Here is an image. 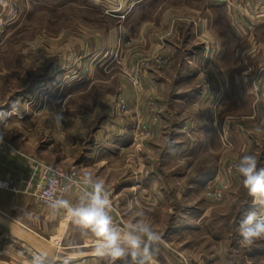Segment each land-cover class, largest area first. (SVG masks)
I'll return each instance as SVG.
<instances>
[{
	"label": "crops",
	"instance_id": "obj_1",
	"mask_svg": "<svg viewBox=\"0 0 264 264\" xmlns=\"http://www.w3.org/2000/svg\"><path fill=\"white\" fill-rule=\"evenodd\" d=\"M52 1L57 0L48 2ZM86 2L81 7L116 20L114 27L109 28L116 49L94 52L92 58L113 60L121 55L125 59L124 69L130 79L119 97L125 101L127 109L101 121L93 147L83 157L84 163L76 168L82 182L66 190L55 204L44 206L37 200L38 167L31 158L52 153V141H44L53 137L52 106L46 101L36 106L32 98L24 95L39 85L42 87L37 81L25 83L22 91L19 86L20 93L12 94L8 103L0 101V111L8 113L7 128L14 125L11 134L6 131L9 139H5H12V144L24 154L0 150V177H11L15 182V190L0 188V264H27L34 260L41 264L63 260L76 264H111L110 257L101 259L93 254L98 244L94 233L77 224L58 203L65 200L74 208L88 207L92 187L85 182V177L89 175L94 182L99 180L104 184V194L110 197V203L117 207L125 221L127 226L122 227L121 234L131 231L143 236L138 230L144 225L150 226L162 238L151 242L157 264H178L177 250L166 241L170 236L164 238L173 231L160 230L158 225L149 223V220L165 217V212L159 214L153 208L167 201L164 172L177 165L150 163L149 156L151 150L156 154L161 151L163 129L169 122L174 124L175 140L168 145L167 156L175 151L181 155L221 156L227 153L228 147L223 144L224 137L232 147L240 149H245L247 141L252 140L251 133L255 139V127L264 124V111L248 93L252 90L251 75L264 65V0ZM213 10L218 13L214 14ZM0 18L4 22L7 17ZM219 18L225 22L227 34L238 43L232 51L222 44L220 48L217 46L220 38L215 34L214 24ZM3 22L1 28L6 26ZM3 32L5 37L6 31ZM118 36L120 46L125 49L123 52L117 48ZM52 48V34L46 31L44 53L29 52L31 57L48 59L51 73ZM150 49L152 51H148ZM157 58L164 62L159 65ZM96 69L89 67L88 73ZM214 74L221 75V83H214ZM0 77L3 80L5 69H0ZM202 77L210 81L206 90L199 80ZM2 86L0 83V90ZM43 87L47 90L48 86ZM171 90L170 99L167 96ZM150 101L158 106L156 119L148 110ZM171 106L173 111L169 109ZM173 115L177 120H172ZM39 118L43 119L42 127ZM25 123H35L34 128H26ZM0 131H5L4 123H0ZM144 131L150 136L142 135ZM261 138L263 144L264 136ZM111 156L123 160L112 162ZM181 171L176 185L191 191L208 180L214 167L190 162ZM106 212L111 219L116 218L110 207ZM203 212H187L180 218L189 219L191 223L192 219H201ZM73 256L77 258L71 259ZM117 264H130V260L117 261Z\"/></svg>",
	"mask_w": 264,
	"mask_h": 264
},
{
	"label": "rangeland",
	"instance_id": "obj_2",
	"mask_svg": "<svg viewBox=\"0 0 264 264\" xmlns=\"http://www.w3.org/2000/svg\"><path fill=\"white\" fill-rule=\"evenodd\" d=\"M8 1V8L4 10L0 7V16L3 11L4 14L5 12L11 14L4 20L6 26L0 27V69H5L3 80L0 77V83L4 87L0 90V101L4 100V103H8L12 94L20 93V90H17L19 86L21 91L24 89L25 83L37 81L41 84L42 87L39 85L36 91L23 92L26 98L30 97L36 102V106L45 101L47 105L52 106L53 137L51 140L44 139V141H52V153L35 159L76 170L77 165L84 163L83 157L93 147L101 121L117 113H123L127 109V107L124 109L119 107V102H125L119 95L124 92V87L130 79L124 69L125 59L121 58V55L113 60L98 61L92 58L94 52L101 53L113 47L116 49L114 39L109 35V28L114 27L116 20L105 14H98L86 6L81 7L87 4L86 0ZM213 13L218 12L215 13L213 10ZM1 22L3 20L0 18V24ZM4 30L5 37H3ZM46 31L53 37L52 73L49 72L48 59L45 61L44 57L29 55L30 51L44 53ZM214 31L220 38L217 40L216 36L218 48L222 44L226 50L232 51L238 45L236 38L227 34L225 22L221 18L215 22ZM117 48L119 52L125 50L122 45L120 46V36L117 37ZM151 49L148 51H157L156 48ZM92 66L97 69L89 74L88 68ZM262 68L264 69V65L251 75L252 90L248 95L254 102H257L252 94L254 84L263 76ZM61 71L65 72L61 73ZM220 76L213 75L214 83H221ZM199 80L205 81L203 77ZM45 84L48 86L47 90L43 87ZM171 93L172 90L167 96L170 99ZM117 98L121 99L117 102L118 107L115 102ZM153 102L150 101L148 110L151 117L156 119L158 106ZM169 109L173 111L172 106ZM58 112H62L64 116L62 126L53 122ZM89 120H92L90 124L84 123ZM172 120H177V117L175 119L173 115ZM39 121L42 127L43 119L39 118ZM34 125L35 123H25L26 128H34ZM173 125V122H169L163 129L165 137L161 151L159 149L156 154V151L151 150L149 156L150 163L163 162L168 165L167 167L177 165L164 172L167 201L153 208L158 210L159 214L161 211L165 212V217L149 220V223L158 225L160 230L173 231L165 234L164 238L170 236L166 241L177 250L175 251L177 259H175L178 264H264V240H258L250 246L241 244L238 224L250 210L252 199L242 186V177L236 171L240 158L246 154L255 155L260 166H264V143L262 144L261 138L264 132L255 134V139L254 134L251 133L253 141H247L245 149L232 147L231 142L224 137L223 144L228 147L225 151L227 153H222L221 156L201 153L181 155L178 151L167 156L168 147L175 140ZM36 126V130L39 131L38 125ZM13 127V124L8 126L7 133L11 134ZM261 128H264V124ZM143 134L150 136L148 131H144ZM0 136L7 138L6 131H0ZM15 148L21 152L16 146ZM110 158L112 162L123 160L115 156ZM190 162L214 167L208 180L204 184H198L196 189L191 191L176 185L177 175L179 176L183 172L181 170H184ZM85 163L89 162L85 161ZM183 165L185 166L180 167ZM37 172L38 177L39 169ZM110 204L117 210L114 204ZM195 210L204 211L201 219L197 221L192 219L191 223H188L189 219L180 218L185 213ZM114 213L116 218L112 221L121 226L120 233H122V227L127 225L120 214L115 211Z\"/></svg>",
	"mask_w": 264,
	"mask_h": 264
},
{
	"label": "clouds",
	"instance_id": "obj_3",
	"mask_svg": "<svg viewBox=\"0 0 264 264\" xmlns=\"http://www.w3.org/2000/svg\"><path fill=\"white\" fill-rule=\"evenodd\" d=\"M7 117L8 113L0 111V123H4L5 131H7ZM63 120L62 112H58L53 122L62 126ZM255 132H264V128L257 125ZM236 171L242 177V186L252 199L250 210L238 224L241 244L250 246L258 240H264V166H260L255 155L246 154L240 158ZM85 182L92 187L91 203L88 207L74 208L65 200L58 203L74 217L77 224L92 231L97 237L98 244L93 249V254L101 259L110 257L111 264L126 259L130 260V264H157L152 255L151 242L161 241V236L153 232L148 225L138 230L143 236L131 231L123 235L115 231L112 219L106 212V208L110 206V197L104 194V184L99 180L94 182L90 175L85 177Z\"/></svg>",
	"mask_w": 264,
	"mask_h": 264
},
{
	"label": "built area",
	"instance_id": "obj_4",
	"mask_svg": "<svg viewBox=\"0 0 264 264\" xmlns=\"http://www.w3.org/2000/svg\"><path fill=\"white\" fill-rule=\"evenodd\" d=\"M0 7L5 10L6 8L9 7V1L0 0ZM10 15H11L10 13L5 12L3 16L9 18ZM157 62L158 64H162L164 62V59L157 58ZM262 70L264 71L263 68ZM258 80L259 82L254 84L255 88L252 94L255 97V101H257V103L262 108V110H264V74ZM209 87H210L209 80H205L203 82V90H206ZM119 107L121 109H124L126 107L125 102L123 101L119 102ZM1 149L7 150L8 152L21 154V152H19L15 148V146L5 138H2V140H0V150ZM22 155L24 154L22 153ZM31 160L35 163V165L39 169V175L35 183V192L37 199L43 205L48 206L54 204L62 193H64L70 187L80 184L82 182V180L78 176L77 170L75 169H65L57 164L46 163L43 161H39L35 158H31ZM0 188L15 190V183L13 178L0 177ZM109 207L112 208L119 215V212L115 208H113L111 204ZM112 224L114 230L120 233L121 226L114 223L113 221ZM27 264H41V263L37 260H34ZM54 264H76V263L63 260V261H58ZM79 264H85V263H79ZM87 264H97V263H87Z\"/></svg>",
	"mask_w": 264,
	"mask_h": 264
}]
</instances>
